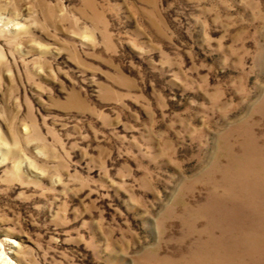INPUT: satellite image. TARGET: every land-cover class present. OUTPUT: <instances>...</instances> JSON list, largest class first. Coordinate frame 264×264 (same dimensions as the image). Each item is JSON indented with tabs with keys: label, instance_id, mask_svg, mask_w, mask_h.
Wrapping results in <instances>:
<instances>
[{
	"label": "rangeland",
	"instance_id": "1",
	"mask_svg": "<svg viewBox=\"0 0 264 264\" xmlns=\"http://www.w3.org/2000/svg\"><path fill=\"white\" fill-rule=\"evenodd\" d=\"M0 249L264 264V0H0Z\"/></svg>",
	"mask_w": 264,
	"mask_h": 264
},
{
	"label": "bare ground",
	"instance_id": "2",
	"mask_svg": "<svg viewBox=\"0 0 264 264\" xmlns=\"http://www.w3.org/2000/svg\"><path fill=\"white\" fill-rule=\"evenodd\" d=\"M0 263H6L9 264L10 259L6 256V254L4 252H2V249H0Z\"/></svg>",
	"mask_w": 264,
	"mask_h": 264
}]
</instances>
